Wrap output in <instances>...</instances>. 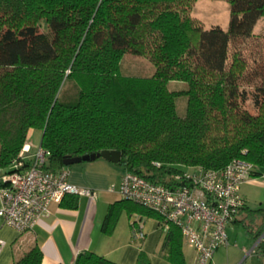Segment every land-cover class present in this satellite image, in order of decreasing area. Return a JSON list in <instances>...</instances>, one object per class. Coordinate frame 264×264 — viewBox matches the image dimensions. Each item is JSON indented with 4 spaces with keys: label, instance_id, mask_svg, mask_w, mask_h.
<instances>
[{
    "label": "trees",
    "instance_id": "obj_1",
    "mask_svg": "<svg viewBox=\"0 0 264 264\" xmlns=\"http://www.w3.org/2000/svg\"><path fill=\"white\" fill-rule=\"evenodd\" d=\"M196 1L0 0L4 174L10 173L28 131L38 130L40 146L50 154L43 166L49 172L65 168V158L116 151L121 154L116 165L125 172L168 188L181 186L175 177L190 169L221 171L238 160L252 165L253 178L261 177L264 77L251 96L252 114L240 87L247 65L237 52L229 57L228 50L230 42L252 35L264 18V0H226V30H205L192 18ZM41 24L47 33L40 31ZM127 55L147 60L153 75L123 76L121 61ZM171 82L184 83L187 90L169 91ZM67 84L74 99L64 103L60 97ZM180 96L187 97L183 118L175 106ZM65 202L76 207L75 197ZM259 211H249L248 225L260 220ZM123 212L137 217L133 231L143 218L162 226L159 215L121 199L108 207L104 235L113 233ZM245 228L257 239L264 220L255 231ZM182 247L179 229L169 225L158 255L168 264H186ZM41 262L34 245L12 264ZM73 264L116 263L84 252ZM135 264H150V259L140 251Z\"/></svg>",
    "mask_w": 264,
    "mask_h": 264
},
{
    "label": "built area",
    "instance_id": "obj_2",
    "mask_svg": "<svg viewBox=\"0 0 264 264\" xmlns=\"http://www.w3.org/2000/svg\"><path fill=\"white\" fill-rule=\"evenodd\" d=\"M28 142L27 137L10 173L0 178V219L18 234L31 231L41 217L49 214L50 205H60L66 197H87L90 202L95 198L90 190L68 182V168L45 171L49 152L41 146L32 152ZM253 172L252 165L240 160L221 171L193 168L176 176L181 186L172 188L125 172L119 194L159 215L162 233L169 225L177 227L183 244L195 252V264H213L217 250L229 245L226 229L245 206L240 187L253 178ZM134 231L143 238L141 224ZM3 245L0 241V249Z\"/></svg>",
    "mask_w": 264,
    "mask_h": 264
},
{
    "label": "crops",
    "instance_id": "obj_3",
    "mask_svg": "<svg viewBox=\"0 0 264 264\" xmlns=\"http://www.w3.org/2000/svg\"><path fill=\"white\" fill-rule=\"evenodd\" d=\"M34 133L35 130H29L28 139ZM4 173L0 169V178ZM124 173L118 165L102 159L71 166L68 182L93 192V202L87 197H79L75 198V208L68 207L70 202L52 204L48 208L49 214L41 217L31 231L23 234L5 226L0 219V241L4 244L0 249V264H12L34 245L42 254L41 264H73L76 256L84 252L93 253L116 264H135L140 251L149 257L150 264H168L158 255L164 233L156 220L142 219V239L136 236L131 227L137 217L129 218L124 212L111 235H104L101 231L108 207L122 199L119 189ZM242 198L245 209L239 212L226 229L229 243L232 233L234 230L236 233L239 226L252 228L248 225L252 218L249 217L247 201L245 197ZM256 226L252 231H255L253 229ZM182 251L186 264H195V252L184 244ZM222 253L220 249L217 250L213 264L221 262Z\"/></svg>",
    "mask_w": 264,
    "mask_h": 264
},
{
    "label": "rangeland",
    "instance_id": "obj_4",
    "mask_svg": "<svg viewBox=\"0 0 264 264\" xmlns=\"http://www.w3.org/2000/svg\"><path fill=\"white\" fill-rule=\"evenodd\" d=\"M191 13L192 18L197 20L205 30L211 27L227 29L230 12L226 0H197L192 6ZM40 31L47 33L43 24L40 25ZM228 52L229 57L237 52L247 65L240 87L248 94V100L244 107L250 113L255 114L256 110L253 108L251 96L254 93V87L264 77V18L257 22L249 38L230 42ZM120 71L123 76L151 77L154 68L143 58L127 55L121 61ZM168 90L179 93L184 92L187 90V85L171 82L168 84ZM73 94L74 90L67 84L63 88L60 100L64 103L71 102L74 99ZM186 104L187 97L180 96L176 99L175 106L178 117L183 118L185 116ZM40 140L41 132L35 130L28 142L32 152L40 146ZM261 174L264 175V170H261ZM262 175L259 178L249 179L240 187L241 195L246 198L248 210L252 212L261 210L259 213H255L256 216L259 215V218H256L260 220H255L254 224L257 226L253 230H256L261 225V221L264 220V176ZM254 224L251 225L252 228H254ZM236 230L237 234L234 230L229 246L220 249L223 252L221 262L214 264H264V255L260 253L264 249L256 246L258 239L264 237V231H262L259 238L255 239L251 233L247 232L245 226H239ZM184 246L186 245L184 244Z\"/></svg>",
    "mask_w": 264,
    "mask_h": 264
},
{
    "label": "water",
    "instance_id": "obj_5",
    "mask_svg": "<svg viewBox=\"0 0 264 264\" xmlns=\"http://www.w3.org/2000/svg\"><path fill=\"white\" fill-rule=\"evenodd\" d=\"M120 158H121V154L119 152L103 151L97 154L86 155L82 157L65 158L63 159L62 164L65 167H71V166L78 165L81 163L94 162L99 159L105 160L111 164H118L120 161Z\"/></svg>",
    "mask_w": 264,
    "mask_h": 264
}]
</instances>
